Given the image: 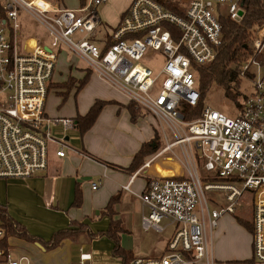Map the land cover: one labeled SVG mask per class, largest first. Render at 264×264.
Here are the masks:
<instances>
[{
	"label": "built area",
	"instance_id": "1",
	"mask_svg": "<svg viewBox=\"0 0 264 264\" xmlns=\"http://www.w3.org/2000/svg\"><path fill=\"white\" fill-rule=\"evenodd\" d=\"M108 1L88 0L68 9L49 0H0V180L26 181L46 172L50 144H65L53 137L51 126L65 132L76 127L74 120H54L45 112L60 53L67 49L92 74L169 125L174 139L164 136L157 158L192 142L199 151L177 159L179 174L148 178L139 195L142 229L165 233L172 228L173 238L161 256L136 257L131 264L208 261L211 233L225 215L252 227L253 258L264 263V66L256 60L264 51V27L241 67V78L252 88L241 113L233 118L205 107L199 117L186 120L182 106L195 108L201 99L197 66L216 59L223 21H241L244 0H184L176 12L156 0H133L117 27L99 40V8ZM21 14L46 31L49 45L47 39L24 41ZM159 60L162 65L156 67ZM65 155L63 149L57 152ZM132 182L123 189L130 191ZM99 185L93 183L92 189ZM207 193L222 194L225 206L210 211ZM90 260L88 254L80 256V264ZM24 262L32 264L26 256L16 259L0 220V264Z\"/></svg>",
	"mask_w": 264,
	"mask_h": 264
},
{
	"label": "crops",
	"instance_id": "2",
	"mask_svg": "<svg viewBox=\"0 0 264 264\" xmlns=\"http://www.w3.org/2000/svg\"><path fill=\"white\" fill-rule=\"evenodd\" d=\"M49 1L62 8L79 9L84 6L80 0ZM132 1L121 0L123 4L118 1L123 14ZM45 44L49 45L47 41ZM74 61L66 62L59 57L54 84L45 107L48 117L75 121L78 116L86 115L96 101L111 103L102 109L93 127L83 136L76 127L68 132L61 127L62 132H54L60 127L51 126L53 137L64 139L65 144L63 147L58 143L50 144L48 169L37 178L0 180V206L8 208L15 220L32 235L45 241L50 240L54 233L68 228L71 222L85 224L89 228L88 234L79 236L77 240L65 239L59 247L50 251L39 243L17 238L29 245L26 251L36 264H80V256L84 254L91 257L85 264H122L121 259L112 253V241L96 234L106 229L112 220L119 221L123 229L121 246L132 251L135 258L140 256L143 241L138 237L132 238V230L142 214L139 195L144 192L148 178L158 176V167L155 168L160 158H157L158 151L148 156L136 172L131 173L129 169L142 145L152 142L156 136L160 138L161 128L158 127V120L154 126L150 119L143 117L133 123L127 109L130 100L95 74H91L80 91L76 88L70 91L63 102L61 93L66 91L65 88L54 85L65 84L70 78L83 79L87 73V68L78 66ZM60 149L66 154L64 158L57 156ZM174 163L179 166V163ZM132 178L130 191L124 190ZM93 183H100L97 190L92 189ZM78 194L82 201L76 206L74 202ZM115 196L119 198L111 219L102 211ZM239 220L230 215L219 220L210 236L213 242L209 260L196 264H264L254 260L252 232ZM165 251L166 247L162 254Z\"/></svg>",
	"mask_w": 264,
	"mask_h": 264
},
{
	"label": "trees",
	"instance_id": "3",
	"mask_svg": "<svg viewBox=\"0 0 264 264\" xmlns=\"http://www.w3.org/2000/svg\"><path fill=\"white\" fill-rule=\"evenodd\" d=\"M80 1L82 5H86L87 3V0ZM156 1L166 9L174 12L177 11L176 6H178L180 2L179 0ZM243 3L245 14L241 21L236 22L229 19L223 21V45L219 49L216 59L208 65L197 66L198 91L201 95V99L198 106L195 108H191L185 104L182 106L181 112L186 120H193L201 115L205 108L204 100L213 85L219 86L223 90L225 97L234 101L239 110H243V103L247 98V95H245L243 91L246 90L245 84H248V82L241 78L240 72L243 64L253 53L251 50V44L256 38L258 29L264 27V0H244ZM256 60L264 66V51L256 56ZM91 74V71L87 70L83 79L76 80L70 78L65 84L54 85L57 88H65L66 91L61 93L63 102L67 100L69 92L74 88H76L77 91L84 88L88 83ZM110 103L111 102L98 100L92 105L86 115L78 116L75 119L76 128L81 136L85 135L93 127L102 109ZM127 109L133 123H136L140 117L145 115L142 108L134 102H130ZM160 148L163 147H161L159 136H156L152 142L143 144L141 149L135 155L129 172H136L145 163L146 158L159 151ZM156 172L159 176H161V174L163 175L161 171ZM204 179L207 180V178ZM118 198L119 196L113 197L108 206L102 211L104 215H108L111 219L114 216L113 207L118 202ZM81 201V196L78 194L74 205H81ZM0 220L6 228L8 240L9 238L14 237L29 243H39L47 251L59 247L65 239L77 240L79 236L84 235L89 231V228L85 224L71 222L68 228L54 233L50 240L45 241L32 235L25 226L10 215L8 208L5 206H0ZM238 222L252 232L249 224L240 220ZM121 233H123L121 223L112 220L106 229L99 230L96 235L100 237H108L113 244V255L120 258L122 264H131L135 257L132 251L126 250L121 246ZM5 244L7 245L8 241Z\"/></svg>",
	"mask_w": 264,
	"mask_h": 264
},
{
	"label": "rangeland",
	"instance_id": "4",
	"mask_svg": "<svg viewBox=\"0 0 264 264\" xmlns=\"http://www.w3.org/2000/svg\"><path fill=\"white\" fill-rule=\"evenodd\" d=\"M73 1L77 2V0H73ZM118 1L121 2V0H109L105 5L99 8V13L102 19V25L99 28L98 33H97L98 34L97 37L99 39H102L103 37H105L106 31L114 30L117 27L121 19V15L123 14V12H121L122 10L120 8ZM179 1L181 3H186L184 0H179ZM121 4H123V2H121ZM68 9H71V8L68 7ZM20 23L22 25V34L24 35V41L27 38L28 39L38 38L41 40L47 39L46 40L47 44L51 43V40L48 39L47 37L46 31L41 26L36 24L35 21L28 15L21 14ZM60 56L66 62H69V60L71 61L72 59V60H75L74 62H77L78 66L83 67L85 69L88 67L87 63L83 59L74 55L67 49H64L63 52L60 54ZM145 65L147 64L145 63ZM161 65H162V60L157 61V63L155 64L156 67H159ZM245 85H246V90L243 91V93L245 95H250L252 92L251 85L249 86L248 84H245ZM204 107H210L215 111L221 112L225 114L226 116L233 117V118L238 116L239 113L241 112V110H239L236 103L226 98L223 90L217 85H213L211 90L206 95V98L204 100ZM142 111L145 114L143 118L150 119L152 122V125L156 126L157 121L155 117H153L150 113H148L144 109H142ZM158 127L161 128L160 133L162 135L160 136V141H161V147H163L165 145L164 136L165 137L168 136L170 141L174 139V136L172 135V131L169 125L165 124L164 122H158ZM53 131L62 132L63 130L60 127V128H55ZM180 132L183 134L182 131ZM164 133H166V135H164ZM195 146H196L195 142H192L191 144L177 146L174 151V153H176L177 158L175 157V154L173 153V151L168 152L162 155L158 159V165H155V168L158 167V171H163L162 172L163 175L161 174V176L163 177H171V176H175L179 174L180 168L174 162L180 163L177 159L182 158L183 156L195 155V153L199 155V151H197ZM163 149L164 147L160 148L158 153L161 152ZM162 165H166V166H162ZM200 176L202 179L206 178V174L202 170H200ZM207 200H208V209L210 211L214 209H218L222 206H225L226 204L223 195L219 193H216V194L207 193ZM164 224H166V221L163 222V225ZM171 230L172 228H169V230L165 233H159L154 230H151L149 232L143 231L142 214H141L140 221L136 222L135 227L132 230L133 231L132 238L138 237V238H141L143 241V246H142V249L140 250L139 257L154 258V257L161 256V254L163 253V249L167 247L168 241L173 238V234L171 233ZM9 244L17 260H19L23 256H26L31 260L32 264H36L34 263L32 257H30L31 255L26 251V247L27 246L29 247V245H27L24 241H20L17 238L11 237L9 238ZM24 264H26V262H24Z\"/></svg>",
	"mask_w": 264,
	"mask_h": 264
}]
</instances>
